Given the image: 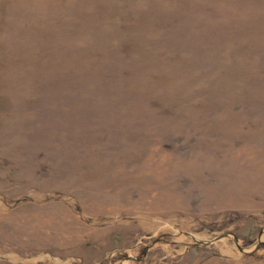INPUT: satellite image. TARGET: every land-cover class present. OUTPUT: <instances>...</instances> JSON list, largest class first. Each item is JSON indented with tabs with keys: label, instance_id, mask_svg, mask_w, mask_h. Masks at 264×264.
<instances>
[{
	"label": "rangeland",
	"instance_id": "obj_1",
	"mask_svg": "<svg viewBox=\"0 0 264 264\" xmlns=\"http://www.w3.org/2000/svg\"><path fill=\"white\" fill-rule=\"evenodd\" d=\"M0 264H264V0H0Z\"/></svg>",
	"mask_w": 264,
	"mask_h": 264
}]
</instances>
